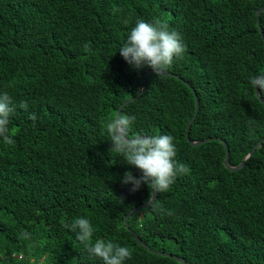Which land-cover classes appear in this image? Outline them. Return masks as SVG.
I'll list each match as a JSON object with an SVG mask.
<instances>
[{"label": "trees", "instance_id": "trees-1", "mask_svg": "<svg viewBox=\"0 0 264 264\" xmlns=\"http://www.w3.org/2000/svg\"><path fill=\"white\" fill-rule=\"evenodd\" d=\"M263 6L264 0H0V93L29 105L10 117L15 143L0 137V264H103L64 227L78 217L91 222L93 241L131 251L124 264H181L140 245L127 229L126 215L150 193L147 185L132 192L121 183L126 172L142 173L110 152L103 131L151 70L134 69L119 49L138 20L157 19L185 46L167 70L181 79L149 75L145 92L122 114L135 117L130 135H171L175 160L189 172L157 193L163 211L140 209L130 227L150 249L186 264H264V141L239 171L225 166L220 141L236 167L264 139V102L250 86L264 72L257 17ZM260 22L264 32V11ZM195 94L200 108L190 139H213L198 146L186 138Z\"/></svg>", "mask_w": 264, "mask_h": 264}, {"label": "clouds", "instance_id": "clouds-1", "mask_svg": "<svg viewBox=\"0 0 264 264\" xmlns=\"http://www.w3.org/2000/svg\"><path fill=\"white\" fill-rule=\"evenodd\" d=\"M84 50L89 51L90 46L85 45ZM184 52L185 46L180 35L174 30L170 31L169 25L159 19L153 23L138 20L119 49L122 58L134 69L150 68L158 78H163L174 58L181 57ZM250 86L264 93V76L251 77ZM17 107L27 111L29 105L23 101L15 105L7 92L0 93V137L7 145L15 143L9 134V124ZM28 118L35 126L36 114L30 113ZM134 122V116L118 113L103 125V131L112 145L110 152L120 155L127 165L142 173L137 178L132 172H126L121 183L132 185V192L147 185L150 195L145 202L146 210L161 212L163 210L159 208L154 194L167 192L179 176L189 172V168L175 160L176 148L171 135H130ZM167 214L172 215V212ZM64 227L75 233L76 239L84 245L89 255L102 260L103 264H124L131 259L132 253L127 247L104 239L93 241L94 229L87 218L78 217Z\"/></svg>", "mask_w": 264, "mask_h": 264}, {"label": "bare ground", "instance_id": "bare-ground-1", "mask_svg": "<svg viewBox=\"0 0 264 264\" xmlns=\"http://www.w3.org/2000/svg\"><path fill=\"white\" fill-rule=\"evenodd\" d=\"M264 7V6H263ZM263 7H261L260 9H262ZM259 9V10H260ZM259 10H258V12H259ZM264 11V10H263ZM263 11H261L260 12V14L258 15V12H257V17H258V26H259V28H260V32H261V34L263 35V39H264V32H263V29H262V26H261V22H260V15H261V13L263 12ZM167 73L169 74V75H166V76H171V77H174V78H177V79H181L180 78V76H178V75H174V74H172V73H170V72H168L167 71ZM152 74H154V73H152ZM262 74H264V72L262 73ZM262 74H260L259 76H261ZM264 76V75H263ZM187 83V82H186ZM188 84V83H187ZM194 92H195V90H194V88L192 89ZM255 91H256V89H255ZM257 94V93H256ZM260 95H261V93H260ZM195 96H196V106H197V100H199V98H198V96H197V94H195ZM258 96V95H257ZM261 97H262V95H261ZM259 98V97H258ZM259 100H260V98H259ZM261 101V100H260ZM261 102H264L263 101V98H262V101ZM199 104H200V101H199ZM195 112H196V110H195ZM199 113V112H198ZM195 114V113H194ZM198 116V115H197ZM194 117V116H193ZM193 119V118H192ZM191 119V120H192ZM195 121V120H194ZM193 121V122H194ZM191 122V121H190ZM192 122V123H193ZM190 124V123H189ZM192 125V124H191ZM189 126V125H188ZM188 128V127H187ZM191 128V127H190ZM186 138H187V140L189 141V143L192 145V146H198V145H202V144H204V143H206V142H209V141H211V140H213V139H211V138H209L210 140L208 141V139H206V140H204V141H192L191 139H190V129H189V134H188V136H187V130H186ZM223 144H224V146H225V150H226V145L228 146V144L225 142V141H223V140H220ZM264 141V139H262V140H260L258 143H257V145L256 146H259L262 142ZM225 143H226V145H225ZM260 143V144H259ZM255 146V147H256ZM255 147H254V149H255ZM253 149V150H254ZM228 150H229V146H228ZM252 150V151H253ZM251 151V152H252ZM256 151V150H255ZM250 152V153H251ZM249 153V154H250ZM255 153V152H254ZM248 154V155H249ZM248 155H247V157H248ZM254 155V154H253ZM253 155H251L249 158H245L243 161H245V164H246V162L253 156ZM228 157H229V154H228ZM242 161V162H243ZM225 162H226V158H225V161H224V164H225ZM241 165V164H240ZM240 165H238V166H240ZM225 166L228 168V169H230L231 171H239L240 169H242V168H240V169H238V170H235L236 168H238V166H236V167H232V166H230V164H229V159H228V165H226L225 164ZM156 195H157V193H155L154 194V198H156ZM146 205V204H145ZM135 209V208H134ZM134 209H132L131 211H133ZM130 211V212H131ZM129 212V213H130ZM137 212V211H136ZM136 212H134V213H132V215L129 217V219H128V221H127V223H126V217L128 216V214L126 215V217H125V225H126V227H127V229L134 235V237H135V239L137 240V242L140 244V245H142V246H144L145 248H147V249H149L151 252H153V253H156V254H158V255H165V256H169V257H178V256H174V255H170V254H162V253H160V252H157V251H155V250H152V249H150L142 240H141V238L131 229V227H130V224H129V220H130V218L136 213ZM178 258H181V257H178ZM175 259V258H174ZM182 259H184V258H182ZM176 260V259H175ZM185 260V259H184ZM178 261V260H177ZM186 261V260H185ZM179 263H181L180 261H178ZM182 264V263H181ZM186 264V263H185Z\"/></svg>", "mask_w": 264, "mask_h": 264}, {"label": "water", "instance_id": "water-1", "mask_svg": "<svg viewBox=\"0 0 264 264\" xmlns=\"http://www.w3.org/2000/svg\"><path fill=\"white\" fill-rule=\"evenodd\" d=\"M263 10H264V7H263L262 9L259 10L258 15H259L260 12L263 11ZM152 73H153L152 70H149V71L146 72V74H145V76H144V78H143V80H142V86H141V89H140L139 93L137 94V96L134 97V98L128 99V100H126L123 104H121V106L119 107V109H118V111H117V114H118V113H122L123 109H124L129 103L135 101L138 97H140V96L145 92L146 87H147V77H148L149 75H151ZM166 75H169V74L166 73ZM263 75H264V74H262L261 76H263ZM256 93H257L258 97L260 98V100L262 101V97H261L260 93H259L257 90H256ZM199 108H200V104H199V100H197L196 112H195L194 117H193V119L191 120V122H190V124H189V126H188V128H187V136H188V134H189V129H190V127H191L192 122L196 119V117H197V115H198ZM209 140H210V139H208V141H209ZM259 144H260V143H259ZM225 145H226V143H225ZM257 147H258V146L255 147V149H254V150L248 155L247 158H249L251 155L254 154V152H255V150L257 149ZM228 154H229V150H228V146L226 145V162H225L226 165H228V159H229ZM244 165H245V161H243V162L241 163V165L238 166V168H236L235 170H238V169L242 168ZM154 197H155V196H154ZM145 207H147V206H146V205H142V206H140V207H136L133 211H131V212L128 214V216L126 217V223H127L128 219H129V217L132 215V213H134V212H136V211H138V210H140V209H143V208H145ZM174 258H175L176 260L180 261L182 264H185V263H186V261H185L184 259H182V258H178V257H174Z\"/></svg>", "mask_w": 264, "mask_h": 264}]
</instances>
